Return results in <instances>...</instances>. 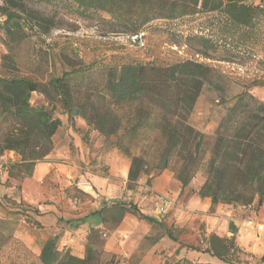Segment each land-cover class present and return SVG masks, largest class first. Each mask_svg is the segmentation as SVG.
<instances>
[{"label":"rangeland","instance_id":"1","mask_svg":"<svg viewBox=\"0 0 264 264\" xmlns=\"http://www.w3.org/2000/svg\"><path fill=\"white\" fill-rule=\"evenodd\" d=\"M25 1L30 7L52 17L55 27L47 34L27 29L26 37L14 43L10 51L0 15V71L29 76L49 85L54 76H61L72 69H84L67 79L73 106L86 105L89 115H92V106L100 111L109 110L115 115H111L110 119L118 117L121 126L114 134L106 135L81 116L74 117L72 123L55 96V115L65 123L57 132L66 138L70 157L81 172L89 177H102L106 182L107 195L125 200L118 203H134L140 179L159 172L157 167L166 152L167 139L154 124V114H151L146 126L134 127L138 111H152L147 103H111L105 90L110 67L120 68L128 62L168 65L190 60L211 69L210 77L205 80L194 109L185 121V125H190L198 137L204 135L201 146L203 158L199 170L185 189L186 194L192 191L193 181L200 190L207 180L217 130L237 96L248 91L264 102V12L257 14L249 25H239L220 10L203 11L175 20H156L141 34L133 35L114 25L105 12L84 14L76 9L74 3L64 4L61 0ZM9 53L14 62L5 59ZM33 99L35 104L47 102V97L41 93H34ZM246 102L252 104L253 100L248 98ZM181 151L177 149L172 153L169 165L164 169L175 177L187 154V151ZM134 156L142 157L146 161L145 169L150 172L142 173L137 181L131 182L128 173ZM21 181L11 179L6 184L16 186L13 188L15 194L19 192ZM149 183L150 178L146 184ZM143 194L157 200V196L149 191ZM8 195L0 193V264H41L39 257L15 236L22 212L14 196ZM68 195L71 198H86L74 187ZM137 206L141 209L139 203ZM255 207L252 204L243 208L245 216L254 213ZM259 214L264 216V210ZM259 214L256 212L254 218H258ZM261 223L264 225V221ZM118 225L112 220L107 223V229L113 230ZM151 226L160 233L165 232L157 224ZM105 234L100 233L105 259H129V264L137 263L135 252L129 258L119 253H106L103 250ZM121 239L126 246L132 240H127L126 236ZM239 240L242 241L240 236ZM149 242L146 236L141 244ZM260 242H264V231L261 239H256L254 243L258 245Z\"/></svg>","mask_w":264,"mask_h":264},{"label":"trees","instance_id":"2","mask_svg":"<svg viewBox=\"0 0 264 264\" xmlns=\"http://www.w3.org/2000/svg\"><path fill=\"white\" fill-rule=\"evenodd\" d=\"M61 1L64 4L74 3L76 9L84 14L105 12L114 25L133 35L141 34L156 20H175L203 11L220 10L239 25H249L257 14L264 12V0ZM0 15L10 51L14 43L26 37L27 29L47 34L55 27L52 17L30 7L25 0H2ZM5 59L14 62L11 53L5 55ZM83 70L72 69L61 76H54L49 85L29 76L0 71V159L7 151H14L20 157L9 162L7 182L30 177L37 163L44 161L52 152L53 136L63 124L62 119L55 115V96L61 101L72 123L74 117L81 116L106 135L114 134L119 129L120 119H110L111 111H100L92 106V115H89L86 105L73 106L67 79ZM210 74L208 66L190 60L168 65L128 62L120 68L110 67L108 70L105 90L112 104L145 102L152 108L150 112L141 110L135 114V128L146 126L151 114L156 115L154 124L167 139L166 152L157 167L159 172L168 167L175 150L187 151L184 164L176 175L183 190L199 170L203 158L201 146L204 143V135L198 137L190 125H185V121L192 113ZM34 93L45 95L47 102L35 104ZM248 98L253 100L252 104L246 102ZM181 126L185 128L182 130ZM209 162L207 180L198 193L201 197H210L212 206L223 203L246 208L255 204L254 212L264 206V102L248 91L237 96L217 130ZM145 166L146 161L142 157L134 156L128 173L129 181H137L142 173H149ZM15 203L20 207L22 218L35 226L41 225L34 218V214L39 212L37 209L22 202ZM101 212L106 223L113 220L116 225L126 214H135L161 226L174 238L162 221L143 213L137 204L113 203L103 207ZM58 242V235L51 236L45 242L39 255L41 264H129L126 259L115 261L103 257L102 239L96 229L89 233L83 257L74 255L70 249H60ZM208 244L206 251L225 262L237 261L238 253L242 251L234 237H222L214 232L210 234ZM187 248L199 250L195 245H187ZM261 260L264 262V256ZM180 263L194 264L188 259Z\"/></svg>","mask_w":264,"mask_h":264},{"label":"crops","instance_id":"3","mask_svg":"<svg viewBox=\"0 0 264 264\" xmlns=\"http://www.w3.org/2000/svg\"><path fill=\"white\" fill-rule=\"evenodd\" d=\"M53 142L52 152L44 161L37 163L30 177L19 183V192L15 194L14 186L6 184L7 167L10 161L20 157L14 151H7L0 159V193H9L8 196L14 194L13 199L17 203L22 202L39 211L34 218L41 223L40 226L21 218L15 231V236L21 238L37 257L45 242L54 235H58L60 249H70L74 255L83 257L89 233L96 229L99 233H106L103 249L106 253H119L129 258L135 252L136 264H182L180 262L184 259L194 264H264L261 260L264 242L258 245L254 243L256 239H261L264 231L261 223L264 216L259 214L264 206L257 211V215H260L258 218H254L256 212L245 216L244 206L223 203L212 206L210 197L199 195L198 184L194 181L191 185L194 192L186 194L175 175L162 170L140 179L134 203H139L146 215L162 221L174 238L153 228L151 225L154 223L130 213L115 229L109 230L101 209L125 200L108 196L102 177H89L81 172L70 157L65 137L56 132ZM148 178L150 183L146 184ZM78 181H90V185L81 190L76 186ZM72 187L84 193L86 198L69 197ZM144 191L156 195L157 200L145 196ZM162 196L171 197L174 205L166 212L159 213ZM248 221H252L251 225L247 224ZM213 232L222 237L235 238L242 250L238 253L237 261L225 262L206 251L208 238ZM124 236L127 240L132 239L127 246L121 239ZM146 236L150 242L141 244ZM187 245H195L199 250L189 249ZM126 261L129 262V259Z\"/></svg>","mask_w":264,"mask_h":264},{"label":"built area","instance_id":"4","mask_svg":"<svg viewBox=\"0 0 264 264\" xmlns=\"http://www.w3.org/2000/svg\"><path fill=\"white\" fill-rule=\"evenodd\" d=\"M90 185V181H78L76 183V186L83 190L84 187L89 186ZM16 188V186H14V189ZM174 205V200L171 197L168 196H162L161 197V204L158 208V212L159 213H164L166 212V210L170 207ZM252 221H248L247 224L251 225ZM106 235V234H105Z\"/></svg>","mask_w":264,"mask_h":264},{"label":"water","instance_id":"5","mask_svg":"<svg viewBox=\"0 0 264 264\" xmlns=\"http://www.w3.org/2000/svg\"><path fill=\"white\" fill-rule=\"evenodd\" d=\"M232 228H234V226H232Z\"/></svg>","mask_w":264,"mask_h":264}]
</instances>
